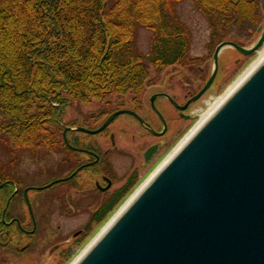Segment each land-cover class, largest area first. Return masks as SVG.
Here are the masks:
<instances>
[{
    "label": "trees",
    "instance_id": "obj_1",
    "mask_svg": "<svg viewBox=\"0 0 264 264\" xmlns=\"http://www.w3.org/2000/svg\"><path fill=\"white\" fill-rule=\"evenodd\" d=\"M175 1L0 0V144L12 168L22 151L51 152L60 113L73 102L142 89L150 65L162 71L195 63L188 56L190 30L176 15ZM194 2L216 42L261 18L260 0ZM141 27L152 32L147 55L136 46ZM6 158H0V218ZM20 201L16 196L12 204Z\"/></svg>",
    "mask_w": 264,
    "mask_h": 264
},
{
    "label": "water",
    "instance_id": "obj_2",
    "mask_svg": "<svg viewBox=\"0 0 264 264\" xmlns=\"http://www.w3.org/2000/svg\"><path fill=\"white\" fill-rule=\"evenodd\" d=\"M259 30L250 46L216 47L209 80L182 110L210 88L224 47L259 52ZM125 112L77 129L99 133ZM146 181L74 264H264V59Z\"/></svg>",
    "mask_w": 264,
    "mask_h": 264
},
{
    "label": "flooded vegetation",
    "instance_id": "obj_3",
    "mask_svg": "<svg viewBox=\"0 0 264 264\" xmlns=\"http://www.w3.org/2000/svg\"><path fill=\"white\" fill-rule=\"evenodd\" d=\"M237 53L240 57L234 58L236 64L246 58ZM180 65L175 63L162 71L155 68L161 80L158 75H152L153 78L149 74L142 89L100 99L102 104L86 111L82 120L65 121L62 119L65 109L62 110L60 127L56 129L57 137L49 154H27L29 157L25 160L26 155L22 154L16 168L6 158L4 186L8 190L0 218L3 222L0 231H4L0 234V264H10V253H25L32 245L37 248L49 245L52 236L46 228L50 216L58 211L63 216L81 211L84 215V211H89L85 227L74 235L77 242L84 239L91 226L102 223L111 211L120 208L126 195L134 192L155 170L168 155L176 137L187 128L185 122L195 117L191 111L193 105L201 103L211 89L182 110L207 81L201 85L199 80L197 91L186 90L180 82H173L172 72L166 74L170 67ZM203 70L200 68L201 73ZM121 109L131 112L116 116L97 134L77 129L80 126L97 129L110 114ZM66 128L72 129L65 134ZM153 146L156 150L148 153ZM28 159L36 163L33 168ZM50 183L53 184L48 186ZM43 190L49 191L42 195ZM16 196L21 201L15 207L12 201ZM73 245L61 252L72 253ZM61 248L59 244L55 250Z\"/></svg>",
    "mask_w": 264,
    "mask_h": 264
},
{
    "label": "rangeland",
    "instance_id": "obj_4",
    "mask_svg": "<svg viewBox=\"0 0 264 264\" xmlns=\"http://www.w3.org/2000/svg\"><path fill=\"white\" fill-rule=\"evenodd\" d=\"M260 3L261 18L256 25L251 26L250 24H247L246 30L234 32L227 37L233 38L239 45L246 46L253 44L257 40L260 35L259 27L264 25V0H260ZM174 8L177 13L176 15L190 30V35L188 37V56L196 61L194 64L189 66L182 67L183 65H180L176 68L172 66L166 74L172 72L171 78L173 79V82H180L186 90L197 91L198 87H200L197 85V82L201 80L202 85L205 81H207L211 74L213 68V55L218 42L212 38L209 21L205 15L196 8L194 0L175 1ZM151 38V30L144 27L136 30L135 41L139 52L145 55L150 53L152 46ZM263 51L264 46L260 49V52L246 56L241 63L236 64L234 62V58L237 59L240 55L230 47L222 50L219 55V71L214 84L203 98L202 102L193 105L191 111L195 117L191 121L185 122L187 128L173 141L171 148L168 151V155L192 131V129L200 121L201 116H203L211 108L212 104L223 96L247 71V69L260 58L261 52ZM233 54L234 57L230 61L231 55ZM149 68L151 77L156 74L159 79L161 78L152 65H150ZM200 68L204 69L203 73L200 72ZM100 104L102 103L97 99H93V101L88 103L73 102L65 109L63 114L64 117L62 119L65 121H71L73 119L82 120L86 111L95 110L98 106H100ZM122 118L123 117H121V119ZM126 119L127 118L125 117L124 120ZM2 146L3 145L0 144V158L5 159L6 152ZM21 153L26 155L23 160L29 157L27 154H31L26 150ZM168 155H166V157ZM30 162L33 168V165L36 163L32 162V160H30ZM143 182L144 180L140 183L142 184ZM48 191L49 190H43L40 194L45 195ZM132 194L133 192H130L126 195L123 200V204ZM84 212V215H81V211L77 212V214L73 216H63L61 212L58 211L54 215L50 216L51 221L46 228L47 233L52 236L50 237L52 240L49 242V245H40L38 248L32 245L25 253H10V264H72L75 259L83 253L103 227L106 226L107 221L114 215V213L118 212V209H115L112 213L107 215L106 219L102 223L91 226L90 229L87 230V236L77 242L74 239L75 232L85 227V217L86 214H89V211ZM72 243L74 244L72 246V253L61 252L64 247L71 245ZM59 244L62 248L55 250Z\"/></svg>",
    "mask_w": 264,
    "mask_h": 264
},
{
    "label": "bare ground",
    "instance_id": "obj_5",
    "mask_svg": "<svg viewBox=\"0 0 264 264\" xmlns=\"http://www.w3.org/2000/svg\"><path fill=\"white\" fill-rule=\"evenodd\" d=\"M264 59V51L261 52L260 58L252 65L250 66L247 71L233 84L230 89L223 95L221 96L214 104H212L211 108L202 116L201 120L199 123L192 129V131L186 136V138L177 146V148L166 158V160L163 162L165 164L173 155L174 153L178 150V147H180L201 125L204 123L206 119L210 117V115L219 107V105L231 94V92L249 75V73ZM150 180V179H149ZM148 181H145V183H142L140 187H143ZM141 190V189H140ZM137 192V191H136ZM134 192V194L136 193ZM132 194L131 197L134 195ZM133 198V197H132ZM123 209V208H122ZM120 213V212H119ZM118 215V214H117ZM116 215V216H117ZM107 228V227H106ZM76 262V261H75ZM74 262V263H75ZM73 263V264H74Z\"/></svg>",
    "mask_w": 264,
    "mask_h": 264
}]
</instances>
